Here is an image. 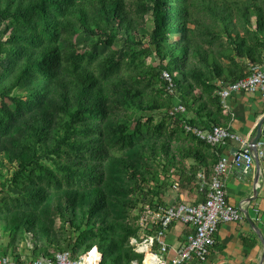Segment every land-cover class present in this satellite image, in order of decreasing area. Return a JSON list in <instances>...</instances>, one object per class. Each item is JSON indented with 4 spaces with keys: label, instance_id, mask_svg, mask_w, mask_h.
Returning <instances> with one entry per match:
<instances>
[{
    "label": "trees",
    "instance_id": "trees-1",
    "mask_svg": "<svg viewBox=\"0 0 264 264\" xmlns=\"http://www.w3.org/2000/svg\"><path fill=\"white\" fill-rule=\"evenodd\" d=\"M263 55L264 0H0V254L29 233L34 257L96 246L100 264H142L143 207L221 156L185 124L231 121L219 82ZM177 99L189 115H170Z\"/></svg>",
    "mask_w": 264,
    "mask_h": 264
},
{
    "label": "built area",
    "instance_id": "built-area-1",
    "mask_svg": "<svg viewBox=\"0 0 264 264\" xmlns=\"http://www.w3.org/2000/svg\"><path fill=\"white\" fill-rule=\"evenodd\" d=\"M251 72L236 81L219 82L218 93L222 102L228 108L229 99L238 94L260 95L264 97V55L260 62L250 65ZM162 77L167 82L168 92L176 97V89L173 77L166 70ZM170 115L183 117L189 115L184 103L177 101L169 109ZM187 132L214 146H221L222 152L219 160L214 164L211 173L206 169L198 173L199 190L203 199L198 202L180 201L173 204L159 205L152 208L145 205L140 212L137 224L144 230L142 240L131 238L136 251L143 253L142 264H188L194 258L206 261L211 250L217 243L219 225L223 222H239L244 219L242 209L230 201L227 196L225 174L232 165H240L245 161L243 170L246 174L255 167V153L251 149L250 141L245 138L230 124L213 125L211 128L185 124ZM236 147L231 151V144ZM257 156L261 162V176L257 188L264 192V134L257 141ZM177 186V185H176ZM173 223H182L191 226L192 230L187 240L181 245L172 257L169 256L170 247L166 241V231ZM147 233L145 230H153ZM147 246V253L142 246ZM102 253L96 246L77 257L71 255L69 249H58L52 256H41L33 259H25L22 256L0 254V264H100ZM131 264H139L134 260Z\"/></svg>",
    "mask_w": 264,
    "mask_h": 264
},
{
    "label": "crops",
    "instance_id": "crops-1",
    "mask_svg": "<svg viewBox=\"0 0 264 264\" xmlns=\"http://www.w3.org/2000/svg\"><path fill=\"white\" fill-rule=\"evenodd\" d=\"M228 104V112L233 114V118L227 124L251 141L257 130V122L264 115V97L258 94H238L232 96ZM235 147L236 144L232 143L230 150L232 151ZM256 169V164L249 174H246L240 165H232L227 169L225 174L227 196L231 202L242 209L244 219L239 222L221 223L217 232V243L207 260L202 262L194 258L188 264L262 263L264 254L262 241V238L264 239V192L257 188V195L254 194ZM252 197L253 200L249 201ZM162 199L164 205L180 201L198 202L203 199V195L196 184L185 186L177 180L165 190ZM244 209L247 210L249 219L246 217ZM191 230V226L182 223H173L169 227L165 239L170 247V257L175 255L176 250L185 243ZM1 242V249H6L7 240L2 239ZM32 248L31 239H26L20 244V256L27 260L38 258L32 255ZM7 255L12 256L13 252L10 250Z\"/></svg>",
    "mask_w": 264,
    "mask_h": 264
},
{
    "label": "rangeland",
    "instance_id": "rangeland-1",
    "mask_svg": "<svg viewBox=\"0 0 264 264\" xmlns=\"http://www.w3.org/2000/svg\"><path fill=\"white\" fill-rule=\"evenodd\" d=\"M151 29H152V20H151V17L150 16H147V26H146V28L141 29L140 33H144V31L148 33V32L151 31ZM78 38L81 39V40H83L84 42H88V43L89 42L90 43H93L94 42V43H96L98 45V48L100 50L104 51V52L108 49V47L105 44L103 38L100 39V38H96V37H85L83 34H81ZM121 45H122L121 42L116 41V46H119L120 47ZM187 162H189V160H187ZM14 169L15 168L13 166L12 167H9V166L6 167L5 168L6 176L7 177H10L11 174L13 173ZM176 181H177V179H175V178H173V180H171V182H173V183H175ZM6 182H7L6 179L0 180V192H1L0 193V197H4L5 195H7V193H9L8 186L6 185ZM3 232L4 231L0 230V236H3V237H0V243H2L1 242L2 239L7 240V242L9 241L8 236L7 235L4 236ZM26 236H27V239L28 238L31 239V235L29 233H27ZM143 236H144V231L142 230L141 231V237H143ZM141 246L142 245H140V247ZM7 250L10 252L11 249L8 248Z\"/></svg>",
    "mask_w": 264,
    "mask_h": 264
},
{
    "label": "water",
    "instance_id": "water-1",
    "mask_svg": "<svg viewBox=\"0 0 264 264\" xmlns=\"http://www.w3.org/2000/svg\"><path fill=\"white\" fill-rule=\"evenodd\" d=\"M263 124H264V115L260 117L259 121L257 122V130H256V133L254 135V137L252 138V140L250 141V145H251V149L253 150V152L255 153V164H256V176H255V179H254V194L257 195V192H258V189H257V184L260 180V176H261V162H260V159L258 158L257 156V141L258 139L263 135ZM245 165V161L242 160V162L240 163V167L243 168ZM253 200V197L250 198L249 201H252ZM246 217L249 219V216L247 214V210L244 209L243 210ZM262 241H263V244H264V239L262 238ZM103 257V255H102ZM264 261V254H263V257H262V263ZM261 263V264H262Z\"/></svg>",
    "mask_w": 264,
    "mask_h": 264
},
{
    "label": "bare ground",
    "instance_id": "bare-ground-1",
    "mask_svg": "<svg viewBox=\"0 0 264 264\" xmlns=\"http://www.w3.org/2000/svg\"><path fill=\"white\" fill-rule=\"evenodd\" d=\"M142 250H145V252L147 253V260H148L149 256H150V253L147 250V246L146 245L142 246Z\"/></svg>",
    "mask_w": 264,
    "mask_h": 264
}]
</instances>
